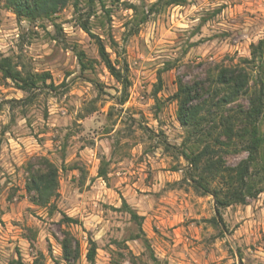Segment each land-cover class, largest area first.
<instances>
[{
	"label": "rangeland",
	"instance_id": "1",
	"mask_svg": "<svg viewBox=\"0 0 264 264\" xmlns=\"http://www.w3.org/2000/svg\"><path fill=\"white\" fill-rule=\"evenodd\" d=\"M154 1L82 0L77 10L70 1L28 22L0 0V54L51 75L30 100L0 78V264H91L88 238L95 264H264V192L221 209L224 228L208 221L212 196L183 179L188 133L171 98L179 81L207 82L216 64L249 56L264 38V0H187L138 25ZM98 38L127 83L102 63ZM38 156L58 168L55 209L25 190ZM65 234L78 242L70 261Z\"/></svg>",
	"mask_w": 264,
	"mask_h": 264
},
{
	"label": "trees",
	"instance_id": "2",
	"mask_svg": "<svg viewBox=\"0 0 264 264\" xmlns=\"http://www.w3.org/2000/svg\"><path fill=\"white\" fill-rule=\"evenodd\" d=\"M70 1L77 10L82 0H4V6L18 20L34 22L50 17ZM88 1L90 4L95 2ZM186 2L155 0L138 25L146 22L152 14ZM81 28L90 33L87 24L82 23ZM97 44L101 61L109 73L117 81L127 83L126 76L115 66L99 38ZM76 55L80 67L86 69L85 53L78 50ZM214 68L207 82L179 81L171 98L177 103V121L188 133L181 152L188 163L183 179L189 180L201 195L212 196L215 215L208 221L224 228L221 209L233 204H247L248 199L264 192V38L250 44L248 57H241L231 65L216 64ZM0 78L11 80L18 89L29 93L26 99L30 100L31 94L41 85L49 87L46 82L51 75L25 70L10 56L0 54ZM158 82L160 85L161 78ZM191 139L192 145H187ZM240 152L245 153L243 158L234 164L227 163L225 154ZM35 164L37 169L34 166L28 169L25 190L32 203L55 209L53 201L59 196L58 168L45 156H38ZM97 175L104 179L106 170L100 168ZM122 207H126L132 217H138L123 198ZM62 220L79 223V220L65 215ZM73 240L65 234L61 241L65 261L78 255L77 247L72 250ZM88 244L86 259L95 264L96 242L88 238Z\"/></svg>",
	"mask_w": 264,
	"mask_h": 264
},
{
	"label": "crops",
	"instance_id": "3",
	"mask_svg": "<svg viewBox=\"0 0 264 264\" xmlns=\"http://www.w3.org/2000/svg\"><path fill=\"white\" fill-rule=\"evenodd\" d=\"M72 173H75V172L73 171ZM72 173L69 175L70 178H71V177H74V176H72V175H76V174H72ZM68 180H70V182H71V179H68ZM82 219H85L84 225H85V224L93 225V224H92L93 222H91L90 220H88L87 217H86V218H82Z\"/></svg>",
	"mask_w": 264,
	"mask_h": 264
}]
</instances>
